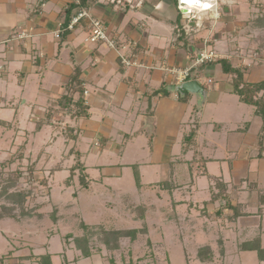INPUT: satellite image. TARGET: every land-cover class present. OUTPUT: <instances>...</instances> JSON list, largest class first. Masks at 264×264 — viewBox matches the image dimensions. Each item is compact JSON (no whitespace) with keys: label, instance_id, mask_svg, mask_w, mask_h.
<instances>
[{"label":"crops","instance_id":"1","mask_svg":"<svg viewBox=\"0 0 264 264\" xmlns=\"http://www.w3.org/2000/svg\"><path fill=\"white\" fill-rule=\"evenodd\" d=\"M77 1L0 0V143L24 148L23 160L36 170L52 167L59 178L66 177L77 153L88 182L77 194L75 176L71 184L48 183L52 194L44 207L57 212L51 218H0V264H40L46 254L52 264H105V253L90 250L88 238L111 227L101 222L106 210L131 222L126 200L132 188L125 184L131 172L143 198L158 196L164 218L169 214V222L187 224L188 243L209 240L199 264H264V121L234 93L233 75L220 63H206L200 67L206 79L198 81L203 91L180 99L185 93L167 72L126 67L119 49L88 40L87 19L57 38L67 8ZM93 1L90 13L108 26L121 49L131 43L124 51L148 63L191 66L205 46L198 42L201 33L183 27L177 0ZM21 31L30 36L20 37ZM216 37L212 47L222 58L246 67V81H259L254 77L263 76L262 69L248 66L235 44L227 50L222 33ZM76 64L87 116L73 115L78 93L66 105L75 110L60 107L71 93ZM95 196L102 213L92 224L83 205L95 206ZM144 208L142 221L148 216ZM216 238L219 248L213 246Z\"/></svg>","mask_w":264,"mask_h":264},{"label":"rangeland","instance_id":"2","mask_svg":"<svg viewBox=\"0 0 264 264\" xmlns=\"http://www.w3.org/2000/svg\"><path fill=\"white\" fill-rule=\"evenodd\" d=\"M176 4L178 6V1ZM217 11L218 12L198 13L196 20H198L199 25L196 24V21L190 23V31L192 34L197 35L201 33L200 37H198V42L206 40L210 48L216 51L212 45L217 41V32L222 33V36H225V40L228 42V45H226L227 50H232L234 47L233 44H235L236 47L240 49L242 60H244L245 63L247 62L248 66H255L254 68L262 69L263 76L256 74L254 78H260L259 81L264 80V0H219ZM214 13H216V15H214ZM181 16L184 23L191 17L185 13H181ZM111 36L113 35L111 34ZM105 44L109 46V44ZM130 46L131 43H127L126 49H130ZM216 53L219 58H222L220 53L217 51ZM234 56L237 58L238 55ZM143 61L146 62L144 59ZM146 63L148 65H155L154 63ZM235 65L237 66L238 63H235ZM205 79L206 77L201 75V81L204 82ZM214 86H217V82L214 83ZM259 95L264 96V92H261ZM67 109L69 110H67L68 113H71L76 107L75 109L73 107H68ZM14 146L17 148H14L13 144L10 142L6 144L0 143V192L3 191L0 196V214L4 217L16 219H18V217H28L33 214H38V216H45L47 214L48 218H51L50 214L53 211V215L55 216L57 213L56 210H54L56 209L55 206L48 208L44 207V205L49 203L52 194L49 189L50 187H48L50 186L48 183H51V186L58 183L71 184L75 176V183H77L75 193L77 194L79 190L84 187L80 181V174L83 169H81V167L75 168V166H78V161L81 162L80 157H78L76 153V157L74 158L75 161L69 166L66 177L59 178L54 176L55 173L51 170L52 167H40L36 170V166L29 163V160L22 159V156L25 154V152H23L24 148H19L17 144ZM74 170L76 171L73 172ZM51 171L54 173L53 175L50 173ZM130 177L131 180H129V182L125 179V184L132 188L130 190L131 193H129L132 195H129L130 198L126 200L128 208L132 211V213L128 211L131 214L130 218L132 219L128 218L131 222H125L122 216H114L112 218L111 216L113 215L107 210L106 213L101 216V222H110L109 225H106V227L111 226L108 228V231L124 229L120 236H125L126 238L122 240L121 243L120 238L118 239V250L108 251L106 249L109 248L108 243L102 236H99L100 234L96 233L88 238V246L89 248L91 247L90 250L94 252L103 251L106 258L105 264H199V259L202 258L203 253H205L204 251L207 250L208 244H211L209 240L205 238H202L200 242H196L195 240L193 243L196 242L197 246L188 243L190 233H187V231H189L187 229V224L181 223L183 222L182 219L177 223L169 222V220H167L169 214L165 215L166 217L164 218V213L162 214L164 210L159 211L157 209L163 208L157 203L158 196L154 194L153 196L148 195L147 197L146 194L144 195L145 198H143V192L136 189V173L131 172ZM157 177H159V175ZM8 179H12L16 182L14 186L9 187L11 183H8V181H10ZM5 190H8L7 195L4 194ZM126 191L129 190L127 189ZM22 193L25 197L20 201L21 197L15 195ZM75 193H73V196L76 195ZM113 197H116L115 194ZM93 198L95 206L84 204L83 207L87 215L92 217V224H96L97 220L99 221L100 213H102V207L100 206L102 203L97 200L96 196ZM124 198L127 197H123V199ZM120 202L125 203V200L118 201V204H120ZM105 204L108 206V201H106ZM112 204L113 203H110L111 206ZM142 206L143 208L144 206L146 207L144 211L148 215H146L147 218H145V221L140 220L139 208ZM48 210H50V212ZM34 217L36 218V216ZM77 220L79 224L81 219L77 218ZM31 221L36 222V219H31ZM48 222L51 224L49 220ZM80 226L81 225H78V227ZM134 227L137 228L135 229ZM90 228L94 227L91 226ZM96 228L98 229V226H96L95 229ZM129 230H136L137 232L136 234L132 233L128 235ZM109 234L113 235L112 232H109ZM70 235L72 237L73 234L70 233ZM70 235L66 239L70 238ZM83 236H87V234L84 233ZM215 241V243L212 241L214 244L213 246L219 248V245L221 246L218 242L219 239L216 238ZM178 245L181 246L179 247ZM101 251L99 253H101ZM216 259H219V256L216 255ZM220 262H222V260ZM215 264H217V262ZM218 264L220 263L218 262Z\"/></svg>","mask_w":264,"mask_h":264},{"label":"trees","instance_id":"3","mask_svg":"<svg viewBox=\"0 0 264 264\" xmlns=\"http://www.w3.org/2000/svg\"><path fill=\"white\" fill-rule=\"evenodd\" d=\"M94 1L93 0H80V4L77 3H72L66 11V14L68 16V18H66L65 20V24L68 23L70 21L71 16L73 15V10L78 8H88L91 5H93ZM65 26V25H64ZM67 31V30H66ZM66 31H64L61 36L63 34L66 33ZM217 63H220L222 65L223 71L225 73H229L233 75V79H232V84L234 87V93H236L240 100L246 104L255 106V113L259 116L262 117L263 121H264V96L259 95L261 92H264V80H261L259 82H249L246 81L244 78V75L246 73V67L240 65V66H236L234 65L228 58H219L217 59V61H215ZM82 74V70L81 67L79 65H75L74 67V73L70 79V83H69V87H70V95H65L62 97L60 103L63 106H60L61 108H68L71 106H66L69 105L70 103H73V99H74V93H78L79 94V98L76 100V102L74 103L76 106V110L73 113V115L75 116H87L88 115V106L86 105L85 102V89L83 86L84 80L81 77ZM158 94V93H157ZM188 96L187 93H185L184 95H180V99H186V97ZM263 130H264V126H263ZM193 133H191L186 139L189 141L191 140V138L193 137ZM78 166H75V168H79L81 167V169L83 168V165L80 161H78L77 163ZM74 168V169H75ZM139 179V176H138ZM10 181H8V183H11L9 187L14 186V182L12 179H8ZM80 181L82 183V185L84 187H86L88 185V182L86 181V174L82 171L80 174ZM8 190H5L4 194L7 195ZM3 191L0 192V196L2 195ZM11 195V194H10ZM15 196H19L21 197V200H23V198L25 197L24 194H17ZM4 216H2L0 214V218H2ZM84 225V224H83ZM85 227H87L86 225H84ZM88 228V227H87ZM122 231L124 230H112V231H108L106 229H102L100 232H102L101 234L103 235V239L108 243V247L109 248H118L119 243H118V239L121 237L120 235L122 234ZM109 232H112L113 235H110ZM136 230H129L128 235L134 233L136 234ZM87 239V238H86ZM134 239V238H133ZM81 240H85L81 239ZM88 240V239H87ZM85 255H88L89 252L85 250ZM40 264H52L51 261V257L49 254L43 255L40 258Z\"/></svg>","mask_w":264,"mask_h":264},{"label":"built area","instance_id":"4","mask_svg":"<svg viewBox=\"0 0 264 264\" xmlns=\"http://www.w3.org/2000/svg\"><path fill=\"white\" fill-rule=\"evenodd\" d=\"M178 1V9L182 11V13L188 14L191 17L184 23L183 27L187 28V26H191V22L196 21V24L199 25L197 19V11L195 8L188 12L187 4L185 0H177ZM219 0H215V7L212 9H207L202 12H218L217 5ZM204 0H201L203 3ZM77 4H80V0L77 1ZM82 19L88 20L89 25V32L90 36L88 40L92 42H103L109 44L111 48L119 49L121 62L126 67H136V68H150V69H161L167 72L171 78V84L174 86L181 85L189 80H201V73L200 67L206 63L215 62L219 59L218 54L215 50L211 49L208 42L205 40V46L199 50L197 53L195 62L191 66H169L167 64L161 65H148L146 62L143 61L140 56L135 53L134 51L125 52L124 49L126 46L124 45L123 48L119 46L118 40L116 36H111L108 27L106 24L100 20L99 18L94 17L88 8H79L70 18V21L65 24V21L61 22L60 28L55 32L57 38L61 37L63 31L66 30H73L75 27L81 23ZM65 25V26H64ZM20 37H29L30 32H21L19 34ZM211 82V79H208Z\"/></svg>","mask_w":264,"mask_h":264},{"label":"clouds","instance_id":"5","mask_svg":"<svg viewBox=\"0 0 264 264\" xmlns=\"http://www.w3.org/2000/svg\"><path fill=\"white\" fill-rule=\"evenodd\" d=\"M188 8V12H191L194 8L202 12L207 9H212L215 7V0H204L203 3H201V0H185ZM216 15V13H214Z\"/></svg>","mask_w":264,"mask_h":264},{"label":"water","instance_id":"6","mask_svg":"<svg viewBox=\"0 0 264 264\" xmlns=\"http://www.w3.org/2000/svg\"><path fill=\"white\" fill-rule=\"evenodd\" d=\"M176 88L180 93H183V94L188 91H195L198 88H201V90L203 91V87L197 80L187 81L181 85H178Z\"/></svg>","mask_w":264,"mask_h":264},{"label":"bare ground","instance_id":"7","mask_svg":"<svg viewBox=\"0 0 264 264\" xmlns=\"http://www.w3.org/2000/svg\"><path fill=\"white\" fill-rule=\"evenodd\" d=\"M198 13H201V12H198Z\"/></svg>","mask_w":264,"mask_h":264}]
</instances>
